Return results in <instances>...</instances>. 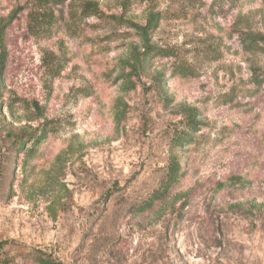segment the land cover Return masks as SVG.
Wrapping results in <instances>:
<instances>
[{
    "label": "rangeland",
    "instance_id": "rangeland-1",
    "mask_svg": "<svg viewBox=\"0 0 264 264\" xmlns=\"http://www.w3.org/2000/svg\"><path fill=\"white\" fill-rule=\"evenodd\" d=\"M256 32L264 0H0V264H264Z\"/></svg>",
    "mask_w": 264,
    "mask_h": 264
},
{
    "label": "trees",
    "instance_id": "trees-1",
    "mask_svg": "<svg viewBox=\"0 0 264 264\" xmlns=\"http://www.w3.org/2000/svg\"><path fill=\"white\" fill-rule=\"evenodd\" d=\"M63 0H60L62 2ZM82 12L85 15H94L96 10H89L87 8H83ZM160 17L158 13H152L150 12L146 18V21L143 25L137 26L138 29L141 32V35L144 36V42H143V48L141 51L138 52V54L134 58V67L136 70L139 69V71L144 70L145 65L147 64L148 58L151 57V55H156L157 52H159V49L156 47H153L149 44L147 37L151 31L156 28L157 23L159 22ZM241 38L243 43L248 47L249 50H256L259 47H264V33L263 32H256V33H245L241 35ZM2 73V66L0 65V91L4 82V78ZM193 121L192 119L188 121V126L193 128ZM34 137H32V142L35 144L39 140L43 139L45 136L44 134H36V132L33 134ZM183 137H187V134H183ZM181 138L175 140L174 143H177L178 140ZM23 147V141L19 143L18 148L21 149ZM178 165L172 164L167 168V174L165 175V178L163 179V187L161 193H154L152 195L151 202H146L145 207L151 206L155 200L160 199L165 191L168 189V187L172 184V182L175 181L177 175H178ZM149 204V205H148ZM30 257H32L36 262L39 264H62L59 261H56L52 259L49 256H44L42 254H32L30 252H27Z\"/></svg>",
    "mask_w": 264,
    "mask_h": 264
}]
</instances>
